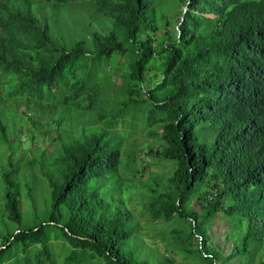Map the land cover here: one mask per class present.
<instances>
[{"label": "trees", "instance_id": "obj_1", "mask_svg": "<svg viewBox=\"0 0 264 264\" xmlns=\"http://www.w3.org/2000/svg\"><path fill=\"white\" fill-rule=\"evenodd\" d=\"M70 1L0 0V264H55L52 236L65 264H174L131 247L136 203L198 264L223 261V213L234 264H264V0ZM19 134L48 202L15 231L35 175L14 176Z\"/></svg>", "mask_w": 264, "mask_h": 264}, {"label": "rangeland", "instance_id": "obj_2", "mask_svg": "<svg viewBox=\"0 0 264 264\" xmlns=\"http://www.w3.org/2000/svg\"><path fill=\"white\" fill-rule=\"evenodd\" d=\"M155 3H165L168 0H153ZM17 2H21V0H17ZM71 3L70 1L68 8L71 9ZM169 7V11L174 9V4H168L166 5ZM34 11L37 13V8L34 9ZM72 14L74 10H71ZM70 11V12H71ZM38 14V13H37ZM70 13V16H72ZM40 16V14H38ZM63 20L66 21V23H69L72 18L75 17H69V15L62 16ZM65 29L67 27L65 26ZM118 38L122 40L125 45L131 47L130 42L124 39V37L119 33ZM116 58L112 57L109 60L110 64H115ZM16 78L27 81L32 78V75L29 73L24 74H18L16 75ZM19 124L22 126L23 123L19 121ZM30 126V124H29ZM118 129V127H116ZM135 133H138L139 136H141V133L139 130L135 129ZM142 137V136H141ZM19 139H24V135L19 134L17 137V140L14 143V148L16 149V155L12 158L14 163V176L18 179H20V176L22 172L33 170L35 172L34 179H33V191L31 198H26L25 196L22 197L21 201V216L22 221L18 225L14 221L9 220V226L15 231H17L18 228H28L31 226H34L38 224L45 216V213L43 212L44 206H46L48 200L47 195L45 192V187L47 185V182L39 176L38 167L30 165L26 158L24 157V154L27 150L30 148L29 142H27V145H24L23 147L20 145ZM143 139V138H142ZM2 142V141H1ZM47 141L39 138V144H46ZM6 154V147L4 144H0V161L5 159ZM146 160H149L148 158H145ZM152 169H156L155 167H152ZM1 173L2 170L0 169V187L2 185V179H1ZM144 177V176H143ZM23 194H26L27 190L26 188H23L22 190ZM137 200V199H136ZM132 219L136 223V234L137 238L135 241L133 240L130 244L134 250L140 254H147V256L151 255L154 256L153 262H156V257H163L164 255L170 256L171 259L175 262L174 264H198L196 261H194L188 253L185 251L184 244L173 242L169 243V237L168 235L162 231L158 226H148L144 227L140 223L143 220V211L139 207V204H134L132 206ZM114 208L108 207L107 210L104 212V216L106 217H112ZM1 212V211H0ZM1 214V213H0ZM4 225L0 221V231H3ZM234 228V229H233ZM244 229V226L241 227ZM228 229L230 231L233 229L232 236H229ZM238 226H236L234 223H231L230 219L223 216V213H218L215 215L213 220L210 223V229L209 234L211 235V241L212 243L220 248L222 254H223V261H218L217 264H234L237 263V261L240 259V254L236 256H232L233 247L240 242L242 237V232L238 230ZM58 236H52V239L48 242V245L50 247V250L52 251L53 258L55 261V264H65L66 257H68L71 254V248L66 244V242H63L60 238H54ZM168 243L170 244L169 246ZM144 244L146 246H144ZM262 250H264V244H262ZM21 254V253H20ZM23 254V253H22ZM149 254V255H148ZM72 255V254H71ZM73 256V255H72ZM150 257V256H149ZM166 259V257H164ZM168 261V259H166ZM15 259H12L10 263L14 264ZM166 263L170 264L169 261ZM16 264V263H15ZM72 264H77L75 261L72 262ZM80 264H104V261L102 259L94 258V259H88V261Z\"/></svg>", "mask_w": 264, "mask_h": 264}]
</instances>
